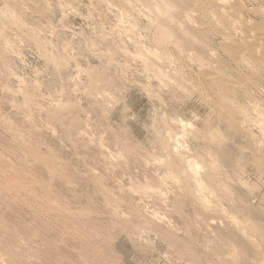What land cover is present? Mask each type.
Returning a JSON list of instances; mask_svg holds the SVG:
<instances>
[{
	"label": "rangeland",
	"instance_id": "rangeland-1",
	"mask_svg": "<svg viewBox=\"0 0 264 264\" xmlns=\"http://www.w3.org/2000/svg\"><path fill=\"white\" fill-rule=\"evenodd\" d=\"M205 1L0 0V264H264V0Z\"/></svg>",
	"mask_w": 264,
	"mask_h": 264
},
{
	"label": "bare ground",
	"instance_id": "bare-ground-1",
	"mask_svg": "<svg viewBox=\"0 0 264 264\" xmlns=\"http://www.w3.org/2000/svg\"><path fill=\"white\" fill-rule=\"evenodd\" d=\"M165 1H167V0H165ZM182 0H168V2H166V4L164 5V7H163V10H164V12L165 13H169L170 14V12L173 10V9H181L182 7H183V3L181 2ZM203 1H205V0H203ZM223 1V0H222ZM137 2V1H136ZM196 3V2H195ZM194 3V4H195ZM200 3H201V1H200ZM204 3V2H203ZM222 3H224V2H222ZM204 4H206V5H209V4H211V6H213V8L215 9V12H216V14L217 13H221V11H222V8H224V7H222L223 6V4H221L220 2H218V0L216 1V0H206L205 1V3ZM206 5H204V6H206ZM137 6V5H136ZM193 6V5H192ZM197 6V5H196ZM201 6H203V5H201ZM210 6V7H211ZM225 6V5H224ZM228 6V5H227ZM122 7V6H121ZM124 9H125V6L123 7ZM148 8V7H147ZM198 8V7H197ZM151 9V8H150ZM149 9V10H150ZM157 9V8H156ZM159 9V8H158ZM200 9V8H199ZM203 9V8H202ZM201 9V10H202ZM210 9V8H209ZM225 9V8H224ZM223 9V10H224ZM227 10V9H226ZM159 11V10H158ZM228 11V10H227ZM232 11V10H231ZM236 11V10H235ZM235 11H233V12H235ZM187 12V11H186ZM185 12V13H186ZM193 12V11H192ZM198 12V11H197ZM200 12V11H199ZM206 12V11H205ZM237 12V11H236ZM162 13V12H161ZM228 13V12H227ZM164 14V13H163ZM173 14H175L174 13V11H173ZM172 14V15H173ZM178 14V13H177ZM184 14V13H183ZM204 14V13H203ZM222 14H223V12H222ZM232 14V13H231ZM171 15V16H172ZM176 15V14H175ZM185 15V14H184ZM183 15V16H184ZM212 15H214V13H212ZM218 15V14H217ZM220 15V14H219ZM155 16V15H154ZM163 16V15H162ZM170 16V15H169ZM185 16H187V15H185ZM206 16H208L207 14H206ZM234 16H235V14H234ZM164 17V16H163ZM176 17H178V16H176ZM194 17V16H193ZM218 17V16H217ZM220 17V16H219ZM155 18V17H154ZM167 18V17H166ZM168 18H170V17H168ZM179 18V17H178ZM214 18L216 19V16L214 15ZM221 18H222V16H221ZM226 17L224 16V19H225ZM158 19V18H157ZM162 19H164V18H162ZM176 19V18H175ZM191 19H192V17H191ZM212 19H213V17H212ZM211 19V20H212ZM223 19V20H224ZM16 20V19H15ZM170 20V19H169ZM217 20H219L218 18H217ZM17 21V20H16ZM153 21V20H152ZM190 21V20H189ZM213 21V20H212ZM221 21V20H220ZM15 22V21H14ZM169 22V21H168ZM194 22V21H193ZM192 22V23H193ZM215 22H216V20H215ZM222 22V21H221ZM220 22V23H221ZM211 24V23H210ZM223 24H226V23H223ZM216 25V24H215ZM222 26V25H221ZM224 26V25H223ZM189 27V26H188ZM208 28V27H207ZM208 31V30H207ZM179 33V32H178ZM157 34H158V37H157V42H158V44L159 45H163L165 42H168V41H170L171 40V38H172V36H173V33H172V30L168 27V25L167 26H158V28H157ZM248 34V33H247ZM248 35H250V34H248ZM200 36V35H199ZM244 36H246V35H244ZM262 36V35H261ZM248 37V36H247ZM250 37H252V36H250ZM256 37V36H255ZM184 38H185V40H186V42L188 43V44H194L195 42H194V38H193V33L190 31H185L184 32ZM257 38V37H256ZM243 39H244V37H243ZM250 39V38H249ZM248 39V40H249ZM202 40H203V38H202ZM206 40V39H205ZM201 41V40H200ZM244 41V40H243ZM249 41H251V40H249ZM248 41V42H249ZM253 41H255V40H253ZM258 42V41H257ZM203 43V42H202ZM236 43V42H235ZM250 43V42H249ZM248 43V44H249ZM252 43V42H251ZM252 44H254V43H252ZM260 44H261V42H260ZM173 45H175V44H173ZM195 45H197V44H195ZM242 45V44H241ZM247 45V44H246ZM250 45V44H249ZM256 45H257V43H256ZM251 46V45H250ZM250 46H249V48H250ZM260 46V45H259ZM43 47V46H42ZM166 47V46H165ZM166 49V48H165ZM159 50V49H158ZM196 50V49H195ZM259 50V49H258ZM251 51V50H250ZM250 51H248V52H250ZM257 51V50H256ZM199 52V51H198ZM210 52V51H209ZM244 52V51H243ZM154 53V52H153ZM156 53V52H155ZM251 53V52H250ZM253 53V52H252ZM256 53V52H255ZM207 54V53H206ZM211 54V53H210ZM233 55H235L234 54V52L232 53ZM254 54V53H253ZM259 54V53H258ZM262 54V53H261ZM264 54V53H263ZM200 55V54H199ZM208 56V55H207ZM212 56V55H211ZM237 56V55H236ZM245 56V55H244ZM256 56V55H255ZM254 56V57H255ZM261 56V55H260ZM52 57V56H51ZM160 57V56H159ZM232 57H234V56H232ZM239 57V56H238ZM238 57H236V58H238ZM246 57V56H245ZM257 57V56H256ZM263 57V56H262ZM235 58V57H234ZM259 58V57H258ZM261 58V57H260ZM199 60V59H198ZM240 60V59H239ZM259 60V59H258ZM261 60V59H260ZM263 60V59H262ZM54 61V60H53ZM236 61V60H235ZM212 63V62H211ZM216 66V65H215ZM208 67V66H207ZM214 67V66H213ZM53 68H55V67H53ZM62 68V67H61ZM209 69V68H208ZM159 70V69H158ZM157 70V71H158ZM161 70V69H160ZM227 71V70H226ZM209 72V71H208ZM212 74V72H209V74ZM226 73H228V72H226ZM159 74V71H158V73H157V75ZM216 75L217 74V76H218V73H213V75ZM222 76V75H221ZM234 76V75H233ZM164 77V76H163ZM223 77V76H222ZM222 77H220L219 76V78H222ZM206 78V77H205ZM219 78H217L218 80H219ZM224 78V77H223ZM235 78V77H234ZM233 78V79H234ZM206 79H208L209 80V82L211 81V82H213V81H216L217 82V79L214 77V76H212V75H208V78H206ZM228 79V78H227ZM235 80V79H234ZM206 81V80H205ZM221 81H223V79L221 80ZM229 81V80H228ZM207 82V81H206ZM226 82V81H225ZM235 82V81H234ZM227 83V82H226ZM225 83V84H226ZM238 83V81L236 80V84ZM218 84V83H217ZM220 84H222V83H220ZM235 84V83H234ZM231 85H232V80H231ZM221 86H223V85H221ZM220 87V86H219ZM225 88H226V90L227 89H230L227 85H225L224 86ZM223 87V88H224ZM231 87H233V86H231ZM221 88V87H220ZM223 88H222V90H223ZM236 88H238V87H236ZM225 89H224V92L226 91ZM231 90V89H230ZM232 90H233V88H232ZM222 92V91H221ZM223 92V93H224ZM227 92H229V91H227ZM232 92V91H231ZM226 93V92H225ZM224 93V94H225ZM234 94V93H233ZM232 94V95H233ZM250 94V93H249ZM225 96V95H224ZM228 97V96H227ZM225 99V98H224ZM227 103V102H226ZM227 104H229V103H227ZM226 104V105H227ZM225 105V106H226ZM228 106V105H227ZM229 107V106H228ZM226 108V107H225ZM227 110V109H226ZM225 110V111H226ZM230 110V109H229ZM228 110V111H229ZM231 111V110H230ZM227 113V112H226ZM231 113V112H230ZM229 114V113H228ZM233 114V113H232ZM227 115V114H226ZM228 116V115H227ZM234 127V126H233ZM236 127V126H235ZM232 129H234V128H232ZM235 131H236V128H235ZM223 149V148H222ZM175 150V149H174ZM107 157V156H106ZM179 163V162H178ZM187 163V162H186ZM194 164V163H193ZM195 165V164H194ZM189 167H191V166H189ZM193 167V166H192ZM191 167V168H192ZM196 169V168H195ZM192 170H194V169H192ZM191 170V171H192ZM196 171V170H195ZM194 171V172H195ZM195 173H197V172H195ZM199 181V180H198ZM197 184V183H196ZM198 185V184H197ZM187 194V193H186ZM189 195V194H188ZM187 195V196H188ZM189 197V196H188ZM194 200V199H193ZM201 200V199H200ZM200 200H198V201H200ZM197 202V201H196ZM202 202V201H201ZM200 202V203H201ZM205 202V201H204ZM195 203V202H194ZM199 203V204H200ZM196 204V203H195ZM200 206H202V204L200 205ZM201 208V207H200ZM204 218V217H203ZM151 220H152V218H150ZM157 222V221H156ZM257 224H261V223H257ZM215 225V224H214ZM262 225V224H261ZM213 226V225H212ZM256 226V225H255ZM253 228H256V227H253ZM160 229V228H159ZM158 229V230H159ZM164 229V228H163ZM258 229H259V227H258ZM256 230H257V228H256ZM257 231H260V230H257ZM165 232V231H164ZM175 232V231H174ZM230 233V232H229ZM226 235V234H225ZM231 236H233L232 234H230ZM244 235V234H243ZM164 236V235H163ZM168 236V235H167ZM229 236V235H228ZM237 236H238V234H237ZM236 236V237H237ZM258 236V235H257ZM256 236V237H257ZM255 237V238H256ZM169 238V237H168ZM175 238V237H174ZM173 238V239H174ZM229 238V237H228ZM227 238V239H228ZM232 238V237H231ZM231 238H229L230 240H231ZM172 239V238H171ZM238 239V238H237ZM240 240H242V239H240ZM254 240H252V242H253ZM241 242V241H240ZM182 243H184V242H182ZM242 243V242H241ZM245 243V242H244ZM255 244V243H254ZM186 246V245H185ZM244 246V245H243ZM242 246V247H243ZM247 246V245H246ZM262 246V245H261ZM264 246V245H263ZM248 248V247H247ZM246 248V249H247ZM243 251V250H242ZM245 252V251H244ZM259 254V253H258ZM194 255V254H193ZM240 255V254H239ZM247 256V255H246ZM6 257V256H5ZM198 257V256H197ZM259 257V256H258ZM192 258V257H191ZM193 258H194V256H193ZM239 258H241V257H239ZM248 258V257H247ZM246 258V259H247ZM255 258V257H254ZM262 258H264V257H262ZM195 259V258H194ZM237 259V258H236ZM242 261H244V260H242ZM259 261V260H258ZM246 262V261H245ZM203 263V262H202ZM242 264V263H241ZM246 264V263H245ZM257 264V263H256Z\"/></svg>",
	"mask_w": 264,
	"mask_h": 264
}]
</instances>
